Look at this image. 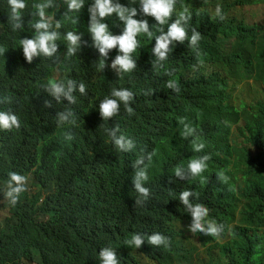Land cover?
<instances>
[{"label":"clouds","instance_id":"clouds-1","mask_svg":"<svg viewBox=\"0 0 264 264\" xmlns=\"http://www.w3.org/2000/svg\"><path fill=\"white\" fill-rule=\"evenodd\" d=\"M197 3L202 4L200 12L195 9ZM7 5L12 31H23L26 0H7ZM253 5L252 0H39L32 4L30 31L19 40L20 49L17 35L4 38L10 51H19L25 65L43 59L58 63L90 49L100 72L107 69L122 79L136 71L130 83L112 85L97 94L77 120L71 106L77 103V89L81 95L88 94L83 82L49 79L33 67H14L8 73L21 78L29 90L47 91L57 103L68 101L55 116L58 128L77 127L78 122L86 124L85 131H94L91 145L81 143L72 151L75 162L82 164L80 169L111 155L132 162V182L115 166L86 178L104 187L112 182L113 193L127 196L132 211L115 241L121 257L130 262H166L170 247L166 222L143 226L137 219L138 209L151 196L150 187L158 185L149 176V169H155L154 143L162 144L173 132L181 136L185 148L179 155L162 152V165L169 171L174 168L169 178L179 202L170 209L173 219L190 218L183 240L185 264H199L208 249L235 241L248 246L241 264H264V167L260 165L264 160V82L249 65L222 63L232 37L220 32L232 24L250 34L256 47L264 48V23L248 22L237 13ZM85 8L90 13L85 24L78 31H67L63 20L78 24L76 15ZM144 40L150 45L147 54ZM200 70L228 73L229 89L217 113L208 110L212 97L207 92L181 96L182 88L195 82ZM243 78L259 93L236 99L232 85ZM44 107H52V101L45 100ZM23 109L15 95L0 93V146L24 130ZM192 116L199 119L194 121ZM152 130L160 137L156 141L149 137ZM74 139L71 131L65 132V141ZM253 145L259 148L257 156ZM28 180L9 171L0 187L3 199L17 205L21 195L31 190ZM103 246L97 264H120L116 249L108 242Z\"/></svg>","mask_w":264,"mask_h":264},{"label":"trees","instance_id":"trees-1","mask_svg":"<svg viewBox=\"0 0 264 264\" xmlns=\"http://www.w3.org/2000/svg\"><path fill=\"white\" fill-rule=\"evenodd\" d=\"M89 1V0H86ZM39 0H26L28 7L23 12L25 29L12 31L8 24L9 11L7 0H0V91L1 95H15L22 101L25 116V128L17 138L4 141L0 146V187L7 180L9 171H16L29 178L30 191L23 193L19 202L11 206L7 200L0 203V210L6 215L0 228V264H97L98 254L103 243L108 242L116 249L120 264H135L121 257L116 245L115 235L122 227L126 215L132 211L126 195L112 192L114 186L105 187L87 177L99 175L100 172L117 167L122 177L133 175L132 162L129 158L110 156L92 162L89 169H80L82 164L76 163L72 156L74 146L81 143L91 145L94 131L86 130V124L77 127L65 125L58 128L55 116L62 111L68 101L57 103L46 92L38 94L26 88L18 76L8 77L14 67H33L42 71L49 79H75L83 82L87 95L74 93L77 103L72 105L76 120L87 104L108 87L117 84H127L132 81L135 72L119 79L110 70H97L98 60L90 49L71 57H65L58 63L43 59L34 65H25L20 53L12 52L8 34H15L19 40L30 29L27 28L32 4ZM255 5L264 4V0H252ZM65 10V7L63 8ZM79 16L78 24L63 20L67 31H78L85 24V18L90 14L85 8ZM75 17V16H73ZM227 38L235 37L229 51L223 56L222 63L226 65H249L258 80L264 82V48L256 47L250 34L239 30L234 25H225L220 29ZM144 54L149 52V42L144 40ZM129 75L131 79H129ZM229 89V78L226 70L211 73L200 70L195 82L182 88V97L199 92H207L212 99L208 110L217 113L221 110L220 101ZM45 100L52 101V107H44ZM196 121L199 116H192ZM71 131L75 137L65 141L64 134ZM149 137L156 141L160 137L153 130ZM185 148L181 136L170 134L162 144L154 143L156 152L155 169H149V176L157 181L155 189L146 206L138 209V219L143 226H152L160 221L166 222L169 230L170 247L166 262L163 264H185L186 252L183 240L190 224L189 217H175L170 209L179 200L174 193L175 183L170 180L174 171L162 165V152L170 150L179 155ZM129 165V168H128ZM91 172V174H89ZM83 176V177H82ZM132 182V180H131ZM257 186H259L257 184ZM135 195V190L133 191ZM103 201V202H102ZM173 219V225L171 221ZM150 224V225H149ZM248 246L235 241L225 244L222 248L207 250V256L199 264H241V255L247 252Z\"/></svg>","mask_w":264,"mask_h":264},{"label":"rangeland","instance_id":"rangeland-1","mask_svg":"<svg viewBox=\"0 0 264 264\" xmlns=\"http://www.w3.org/2000/svg\"><path fill=\"white\" fill-rule=\"evenodd\" d=\"M202 4L197 3L195 5V9L200 12L202 10ZM211 11H214L215 8L211 7ZM237 13L242 16L248 22H261L264 23V4L253 5L245 8H241L237 10ZM234 37L231 38V44L234 42ZM232 93L236 99L245 98L254 96L259 93V89L247 83L246 79L243 78L240 81L236 82L232 85ZM254 155L257 156L259 148L257 145H253ZM262 167H264V160L260 163ZM3 200V193H0V203ZM6 215L4 211L0 210V228L4 224V219ZM104 247V246H103ZM102 250V248H101ZM100 250V251H101ZM174 264H178L177 260L174 261Z\"/></svg>","mask_w":264,"mask_h":264}]
</instances>
